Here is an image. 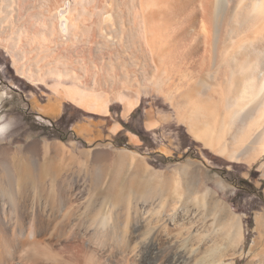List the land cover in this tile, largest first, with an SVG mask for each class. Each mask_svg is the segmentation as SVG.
Wrapping results in <instances>:
<instances>
[{
    "label": "bare ground",
    "instance_id": "1",
    "mask_svg": "<svg viewBox=\"0 0 264 264\" xmlns=\"http://www.w3.org/2000/svg\"><path fill=\"white\" fill-rule=\"evenodd\" d=\"M65 1L41 0V11V5L45 7L43 13L32 14L35 9L32 10L30 0H0V20L42 18L41 20L38 18L42 21L38 29L33 27L38 24L37 22L33 25L28 23L27 26L24 24L26 22L18 26L11 25L10 36L6 35L5 41L1 36L4 31L0 30V47L13 56L20 76L34 83L44 80L37 77L39 74L24 69V66L19 64V55L22 57L27 49H31V52L35 50L40 54L51 51L52 58L48 60V64L55 66L61 64L65 68L49 69L48 73L51 76L55 75L54 78L59 80L57 82H61V85L63 82L61 80L71 78L76 85L75 88L73 87L75 90L78 86L79 92L80 89L87 91L88 88L83 85L85 83L82 84L80 81L81 77L76 76L73 69V72L67 70L69 63L73 62L72 57L69 56L70 62L65 55V52L68 53L72 49H81L85 52L93 48L90 44L93 42L92 39L87 42L81 40L83 36L79 35L86 36L89 33V31L88 33L83 31L85 34L81 33L82 29L80 30L78 25L80 16H85L80 14L79 7L86 6V3L85 0H73L75 6L71 7L69 15H66L67 6L61 10L62 30H60L58 11ZM110 1L111 10L107 0H97L96 3H93L94 0L91 1L93 5L95 4L93 16L95 18L97 16V20L94 18L96 21H93L89 28L87 25L90 23L86 25L83 22L85 29L92 31L93 28L94 34L98 35H92L91 32L94 36H90L91 38L94 40L97 39L96 37L105 38V41L101 40V42H97V39L95 47L101 50L115 48L116 43L115 41L112 43L109 36L117 39L120 33L118 28L121 27V34H127L128 47L130 49L134 47L136 53L142 51V57L144 54L147 56L144 62L148 61L149 67L152 68L151 76L148 73L146 77L132 74L135 82L132 83L137 87L146 82L155 86L161 85L167 101L181 111L184 117L189 118L188 124L195 139L213 153L236 163H258L264 157V0H124L125 10L128 9L126 11L131 13H128L130 16L127 19L128 23H122L126 18L119 22L122 20L119 18L124 13L121 12L122 10L119 11L121 0ZM129 1L132 4V11L131 8L129 9L131 6ZM91 5L86 6L87 9L91 10ZM86 7L81 8L87 13L81 11L91 17L92 10L89 13ZM106 14L112 16L110 23L103 22ZM47 16L48 19L50 18L49 21L46 19ZM14 34L16 37H13ZM50 35H54L56 39L50 42L48 39ZM8 37L13 40L15 38L16 43L25 37L33 45L28 42L25 46H20V43L17 45L11 42L12 46ZM109 59L113 61L111 57ZM117 59L119 58L116 57ZM78 62L82 63L83 58H78ZM141 63L139 66L142 68L144 63L142 65ZM135 66L139 67L138 64ZM139 70L143 72L142 69ZM94 80L92 81L94 88L101 86ZM92 88L88 91L94 90ZM107 88L110 91L109 86ZM138 88L140 89V86ZM74 89L72 93L78 96V91ZM106 91L104 94L107 93ZM111 91L109 95H104L107 98L101 97L104 99L103 101L101 99L104 104L97 99L100 96L96 91L97 94L89 93L91 96L94 95L89 96L93 99L91 100L93 108L89 107L91 103L85 102L89 99L88 95L83 98L84 95L81 94L82 97H79L80 101H78L82 102L78 105H83L84 107H81L92 113L108 115L109 105L120 102L125 107L124 116L132 113L139 106L141 91L133 92L131 95L124 94L117 88ZM96 96L97 98L94 99ZM73 97L72 100L75 101ZM69 98L71 99L70 95ZM119 127L115 126L112 130L116 132ZM151 128H157L156 123L152 124ZM221 128H226L225 131H228L226 133L233 134L231 141L225 138V131ZM218 129L224 133L221 135ZM7 131L6 127L0 126V134H5ZM59 148V144L45 145L43 152L47 157L49 156V173L56 175L40 180L34 179L35 177L23 179L16 176L12 163L15 156H18L17 151L3 152L5 149L0 151V170L6 178L0 183V198L4 199L3 203L0 202V264H197L201 252L199 237L203 235L202 230L211 231L210 237L212 235L214 237L215 224L222 225L217 238L220 239L219 243L230 248L233 257L244 251L239 216L217 192L210 186L204 185L202 181L190 185L189 192L192 191V195L182 188L181 193L177 191V195L172 200L159 188V184L152 183L155 178L157 180V171L153 174L152 168L149 166L151 169L149 170L146 166L150 177L145 185L148 189L140 192L139 189L137 190L136 182L143 162L138 165L137 154L124 149L120 152L122 160L118 162L119 159L114 157L117 161L113 165H116V174L120 176L127 156H131V165H135L136 169L134 173L131 172L132 176L129 179L133 187L131 186L128 191H119L110 199L111 196L97 194L98 185L89 190L84 179L75 178L71 181L67 178L63 179L62 174H59L64 173L65 168L75 167L70 166V163L67 164L68 161L63 164L57 162ZM23 154L25 161L38 166V158L41 156L38 147H31ZM67 154L70 155L67 156L68 160L73 161L74 155ZM106 157H98L96 161L94 160V164L80 162L81 172L88 173L91 168L92 174L95 173L99 180V175L102 174V169L107 163ZM261 164L264 177V163ZM160 190L162 193L159 195ZM84 191L88 192L87 202L84 199ZM186 195L190 197L185 198ZM63 209L67 210V214L63 215L65 217L58 225H55L56 223L53 225V221ZM75 215L77 217L79 215L77 221L72 219ZM210 222L212 223L209 224ZM206 233L208 235V232ZM224 263L222 258L216 262V264Z\"/></svg>",
    "mask_w": 264,
    "mask_h": 264
},
{
    "label": "rangeland",
    "instance_id": "2",
    "mask_svg": "<svg viewBox=\"0 0 264 264\" xmlns=\"http://www.w3.org/2000/svg\"><path fill=\"white\" fill-rule=\"evenodd\" d=\"M30 1L32 3V4L30 3L32 10L35 9L34 11H32V14L33 13L34 14L40 13V12L43 13V9L45 7H43V5H41L42 6V11H41V7H40V1L41 0L40 1L39 0L38 1L37 0H30ZM33 1L35 2V4ZM89 1L90 0H85V3H86L87 7H89V5L92 4L91 5L92 12H91V10H89L90 8L87 9V7L84 5L83 6L81 5V7H84V8L86 7L88 12L89 13L91 12L92 16L88 17L87 16L88 14H85V13H87V11L84 8H83L84 9L83 10L81 7H79L80 8V14H83L85 16H80V20L78 22V25L80 27V30L82 29L81 33H84V32L88 33L87 31H89V33L86 34V36L81 35V34H79V35L81 37L83 36L81 38V40H84V41L86 40L87 42H90L93 40L92 43L90 42V44L93 45V48H91L92 51H91V49H89L90 52L88 49L85 52H83L81 49H80L81 51L79 49L78 50L72 49L73 51L72 50L70 52L68 51V53L65 52L67 59L72 57V59L71 58L70 59L74 63V64L69 63V65L67 66V70L69 72H70V70H71V72L75 71L74 73L76 74V76L81 77V79H80L81 83L82 84L85 83L83 85L85 87H87L88 90H90V88L93 87L92 81L95 79L96 76H98V77H96L94 82L100 83L101 86H99L98 88L96 87L97 89L94 87L93 88H94V90L97 91L98 96H100V97L97 98V96H96V97H94V99L95 98L100 99L99 101L101 103H103L102 101L105 98H107L106 96L104 97V95L105 94L109 95L108 93L112 92L111 89H114V88H115V90H116V88L119 89V91L122 90V92L124 94L129 93L128 95L133 94V92H137V91L140 92L141 91L139 106L132 113L128 114L127 116H124L123 111H124L125 107L120 102H115L113 104H110L108 107L109 113H108L107 118H109V123H115L117 121L118 122L120 121L124 126V129L121 131L119 136L115 137L114 142L106 141V142H101L100 144H97L98 149L95 148L94 150L93 149L90 150V148L93 147L92 145H90V146L86 145L83 147L82 145L75 143V141L73 140V137L70 135V132L67 131V125L70 122L72 116L67 115V116L63 117L58 122V124H59L58 127L50 125L48 122H45L41 118H35V116H33L32 114H30L28 112V104L25 103L21 99V96H19L17 91H15L11 87L6 88L7 93L9 95V102L4 106V109L0 110V115L1 114H9L10 117H17L18 115H21V114L25 115L26 120L29 124L28 130L39 132L41 134V136H43V137L49 136L53 139L54 142H58V143H54V144L60 145V148L58 150L59 152H58L57 162L60 164H63V163L68 161L67 164L70 163V166L75 167L74 169L65 168L66 173L64 172V173L59 174V175L62 174L61 177L63 176L62 177L63 179L67 178L68 181L69 180L71 181V179H75V178H78L80 180L84 179V182H86L88 184L89 190L91 188H94L96 185H98L97 194L98 195L100 194V195L105 196V197L111 196L110 199L112 197H114L115 194L119 193V191H121V190L128 191L131 188V186L133 187V183L130 184L131 182L129 181L130 177L132 176L131 172H133V169H132L133 165H131V164L126 165V170L124 171V174L122 175V177L116 174V168H115L116 165L115 166L113 165L116 162L114 160L115 155L122 152L124 149L129 150V151L130 150L131 151L137 150L140 154H142L146 158V160L153 166V168H152L153 171L149 168V166L143 160H136L137 164L139 165L140 163L143 162L149 168V170H151V173L153 172V174L157 171V176H158L157 180L158 179L159 180L157 181L156 178H155V180H153L154 179V177H153L152 183L159 184L160 185L159 188H161L162 191L164 190L163 192L166 193V196L171 198L172 200L177 195V193H176L177 191H178V193L179 192L181 193L182 188L184 190H187L188 193L190 195H192V191L189 192V189H191L192 183L197 182V181H202L204 183V185L210 186L211 189H213L215 192H217V194L220 196V198L228 204V206L232 209V211L236 215L239 216L240 222H241V227H242V234H243L242 235L243 236L242 244L244 243L243 244L244 245V251L241 254L233 257L232 256L233 252L230 250V248H228L227 246H224L221 242L219 243L220 239L217 238V235L219 234L220 228L222 225L215 224L216 226H213L214 227L213 233L214 234L216 233L214 235V237H213V235L210 237L211 231H204V229L202 230L203 235L201 234V236L199 237L201 239V240L199 239L201 241V243H199V246H200L199 248H200L201 252H200V255L198 257L197 264H213V263L216 264V262H218L221 258H222V261H224L226 264H228V263L230 264L231 262H233L235 264H258V263L264 264V177H263V172L261 170V165H262L261 163H264V157L261 160H259L258 163H251V164L238 163V162L236 163V162L229 161L228 159H225V158L213 153L211 150H209L207 147H205L202 142L197 141L195 139L194 133L191 131L192 129L190 128V126L188 124L189 118H187V116L184 117V115L182 114L181 111H178L176 107L174 108L170 104V102L167 101V98H165V94L162 90L163 88L161 85L155 86L152 84H148V82H146V84L141 83L139 85L140 86V89H139L138 88L139 86L137 87L136 84H134L135 82L133 79V75L137 74V75H140L142 77L145 76L147 73H148V75H150V74H152L151 73L152 68H150L151 66L149 67L150 63L148 61H145L147 63L144 62V60H147V56L144 54L142 57V51L141 52L138 51V53H136L137 50L135 52L134 47L132 48V49H134L133 51H132V49H130L128 47V45L126 43V40H128L126 37L127 34H125V33L121 34L122 33L121 27L118 28V31L120 33L118 32L119 34H118L117 39L116 38L112 39V36H109V39L111 40V42L115 41V43H116L114 45L115 48H113V49L109 48L108 50L107 49L101 50V48L95 47V45H96L95 41H97V39H98L97 42H101V40H104L105 38L96 37L97 39L94 40V38L90 37L92 35H95L94 29L92 28V31H91V30H87V29H85V27H83L84 23L86 25L90 23L89 25H87L89 28L91 23H94L97 20L96 19L97 16H96V18H95V16H93V14H94L93 13L94 12L93 7L95 6V4L93 5V3H96L97 0H94V2H93V0H91L93 3L91 1H90L91 2L90 3ZM121 1H124V0H121ZM121 1H119V4L121 3L119 11L122 10L121 12H124V13H122L123 17L121 16L119 18V20L122 19L119 22H122L126 18V20L124 22H122V23H126L128 21L127 19H129L130 16L128 15L129 12L126 11L128 9L125 10L126 6L124 3L126 1H124V2H121ZM87 2H89L90 4ZM74 3L75 2L73 0H71V1L66 0L61 5V7L58 11V17L60 20L59 21L60 30H62L61 19H60L61 10H63L67 6L68 12L66 15H69L70 10L72 9L71 7L75 6ZM85 3L83 2V4H85ZM107 4L109 7V10H111V1L107 0ZM130 4H131V2H130ZM122 5L125 7H123ZM129 5H128V7H129ZM38 7H39V9H38ZM129 9L132 11V4L129 7ZM36 10H38V12H36ZM81 10L86 11V12L84 13ZM129 14H131V13H129ZM86 16L88 17V20H89V18L92 20L88 21ZM124 16H126V17H124ZM38 18L40 20L42 19L40 17H34L31 19L29 17H24V20H22V18L21 19L17 18L18 20L13 19L14 22L12 19H8V20L6 19L7 21L6 20H0V30L4 31V33L2 32V35H1L2 38L5 41V36L6 35L10 36V32H11L10 30L14 24L18 26V24L20 25V24H23L24 22H26V23H24L25 25L28 23H29V25H33L36 22L38 24H39V22H41L39 25L37 23H36L37 25H33L34 28H37V29L40 28L39 26L42 25V21H39ZM94 18L96 20H94ZM46 19H47V21L50 20V18L48 19V16L46 17ZM90 21H92V22H90ZM111 21H112L111 14H106L103 17L104 23H110ZM4 22H6L7 24L5 25ZM3 23H4V25H2ZM80 24H82L81 25L82 27L80 26ZM2 27H5V28L2 29ZM6 30H7V32H6ZM91 32H92V35H91ZM95 36H98V35H95ZM13 37H16V34H14ZM92 37H94V36H92ZM83 38H85V39H83ZM87 38H89V39H87ZM99 38H101V39H99ZM9 39H8V41L10 42L11 45H12V43L17 42L15 40V38H14V40L12 38H9ZM21 39L22 40L19 39L20 41L18 43H16L17 45L20 43L21 44V45L19 44L20 46H22V45L25 46L29 42L28 38L26 39L25 37H23ZM48 39L51 42L52 40H55L56 38L54 35H52V36L50 35V37ZM133 39L135 40V37ZM117 40L120 42L118 43ZM121 41H122V43H121ZM50 42H49V44H50ZM29 44H32V43L29 42ZM52 44H54V43H52ZM122 44H125V45H122ZM119 46H120V48H119ZM15 51H17V49H15ZM19 51H21V50H19ZM30 52H31V49H27V52L25 54L23 53L21 55L22 57L25 55V57H23V58L20 57V55H19V59H20L19 64L21 63L20 65L24 66L23 68L26 69L27 71L31 70L32 73H35L37 75L39 74L37 77L42 78L44 81H37V83L41 82V84H43V86H42L43 90L50 92L55 97H57L59 99H64L66 101H71L72 96H74L73 98L75 99V101L72 100L71 102H73L74 105H77L80 107L83 105H81V104L78 105L79 103L82 102V101L79 102L80 101L79 97H82V95H84L83 98H85L88 95V98H89V96L90 97L94 96V95H92V96L89 95V93H91V94L96 93V91L93 92L94 90H91V91L87 90L88 91L87 92V91H83L81 89L79 92V90H77V88H79L78 86L75 90L74 88L76 85L71 78H66V80L65 79L61 80V81H63L62 85H61V82H57L59 80L54 78L55 75L51 76V74L48 73L49 69L59 68V70H61V68H65V67L61 64L60 65L58 64L59 65V66L57 65L58 67L55 66L54 64L53 65L48 64V60L52 58L51 51H50V53H49V51L48 52L46 51L45 53H41V54L35 50L34 51L32 50L31 53ZM132 52H133V55H132ZM14 55H16V54H14ZM80 55H81V57H80ZM37 56H38V58H37ZM82 56H84V57H82ZM145 56H146V59L144 58ZM110 57L113 61H111L109 59ZM116 57H118L119 59L116 60ZM78 58L79 59L83 58V62L82 63L78 62ZM102 58H103V60H101ZM135 58L138 61L141 58H144V59H141L138 62ZM70 59L68 61L71 62ZM108 59H109V61H108ZM102 62H104V63H102ZM109 62L111 64H109ZM115 62H117V64ZM140 62H142L141 65L144 63L143 64L144 66L142 68H141V66H139ZM136 63L139 66L138 68L142 69L143 72H141V70L136 68L137 67V66H135V65H137ZM122 64H125V65H122ZM51 65H52V67H51ZM84 65H86V66H84ZM108 65L109 66L112 65V66L109 67ZM0 66L3 67V72L0 73V79L6 78L9 80H13L16 84L19 83L18 79H19L20 73H18V71L16 70L15 59L13 58L12 55L10 56V53L7 52L2 47H0ZM112 67H113V69H112ZM102 68H103V70H102ZM72 69H73V71H72ZM127 70H128V72H126ZM43 72H44V74H43ZM74 73H71V74H74ZM85 73H87V74H85ZM140 73L141 74L144 73V75H141ZM95 74H96V76L94 77ZM116 74H118V75H116ZM148 75H146V76H148ZM39 76H41V77H39ZM103 78H105V79H103ZM25 79H27V78H25ZM118 80H119V82H118ZM122 82H123L124 87L122 86ZM132 82H134V83H132ZM113 83L116 87L113 85ZM144 84L147 86L145 87ZM108 86H109L110 91H108V88H107ZM142 86H143V88H142ZM71 88L74 89L75 91H78L77 92L78 96L74 95V93H72ZM69 89H71V91H69ZM103 89H104V91L107 90L106 91L107 93L104 94ZM64 93H65V95H64ZM71 93H72V96H71ZM39 94L42 95L43 97L46 96V95L42 94V92H40V91H39ZM69 95H70L71 99L69 98ZM111 95H112V93H111ZM101 97H104V99H102ZM86 99H84V100H86ZM89 99H87L88 101H85V102L91 103V105L89 107L93 108V105L91 102V100H93V99H90V101H89ZM101 99H102V101H101ZM81 100H82V98H81ZM64 104L67 105V107L72 105V104H69L68 102H65ZM69 112H70V114H72L75 112V110L71 109L69 107ZM181 115H183V116H181ZM121 116L123 117V119ZM183 117H184V119H183ZM185 118H186V120H185ZM187 119H188V121H187ZM125 122H127V124ZM155 123H156L157 128H155V129L151 128V125L155 124ZM221 129L223 131H225L226 128H224V129L221 128ZM221 129H218V131H221ZM14 131H18V129L15 128ZM128 131L133 132V134L137 135V138L139 139V143H140L139 147L136 148L133 145L127 144L126 134ZM226 132H228V131H225V134L227 135V136L225 135V138L228 141H231L233 134L230 132L229 133H226ZM223 133L224 132H222V131L220 132L221 135ZM55 140H57V141H55ZM62 147H64V148H62ZM107 148H111V149L113 148L114 150H121V149L122 150L119 152L115 151L114 153H112V152L109 153L106 150ZM63 149H65V150H63ZM73 150H79V151L83 150V151L79 152L76 155L73 152ZM98 151H99V153H98ZM67 153H69V154L72 153L71 155H74L73 161L71 160V162H70L69 161L70 159L68 160L67 156L69 157L70 155H68ZM96 153H97V155H96ZM44 155H45V153H44ZM100 155L103 157L107 156L106 157L107 163L104 166V168L102 169L103 170L102 174L99 175V180H100L99 181L97 179L98 176L95 175V173L92 174L93 172L91 171L90 167H89L90 171H88V173H85V172H81L82 167L80 165L83 162H87V163L91 164L94 162V160L96 161L98 157H101ZM75 158H76V161H75ZM84 158H86V159H84ZM48 159H49V156L47 157V161L42 160V163L47 166L46 172L47 171L48 172L46 173V175H44V176H42L36 180H40V179L48 177L50 175L53 176V174L49 173L50 162L48 161ZM139 161H141V162H139ZM73 162H75V164H78V165H75V164L72 165ZM110 162H111V164H110ZM31 165H33V164H31ZM33 166H35V165H33ZM70 170H72V171H70ZM189 172H191V173H189ZM78 175H80V176H78ZM138 178L139 179L136 182L137 190L139 189L138 191L145 192L146 191L145 189H148L147 186L145 188V185L147 184L146 183L147 180H149V178H150L149 174L145 178H143V177H138ZM97 182H98V184H97ZM108 186L110 187L109 189H108ZM187 187H189V188H187ZM89 190L87 189V191H89ZM87 191H84V199L86 200V201L84 200L85 202H87L89 200V197H87V195H88ZM162 191L160 190L159 195H160V193H162ZM190 195L189 196L186 195L185 198H189ZM0 202L3 203L4 199L2 200V198H0ZM66 211H67L66 209H63L61 211V213L53 221L54 222L53 225L55 223H56L55 225L59 224V222L65 217L63 215L67 214ZM203 218L204 217L202 216V219ZM259 218H261V219L257 220ZM56 219H58V220H56ZM72 219L77 221L79 219V215H78V217H77V215L73 216ZM200 221H203V220H200ZM211 223L212 222H210L209 224H211ZM206 232H208V235ZM215 240H217V241H215Z\"/></svg>",
    "mask_w": 264,
    "mask_h": 264
},
{
    "label": "crops",
    "instance_id": "3",
    "mask_svg": "<svg viewBox=\"0 0 264 264\" xmlns=\"http://www.w3.org/2000/svg\"><path fill=\"white\" fill-rule=\"evenodd\" d=\"M2 72H3V67L0 66V73ZM18 82L19 83L16 84L13 80H9L6 78L0 79V110L4 109V106L9 102V95L7 93L6 88L11 87L15 91H17L19 96H21V99L28 104V112L33 116H35V118H41L45 122H48L50 125L58 127L59 125L58 122L63 117L67 115L72 116L70 122L67 125V131L70 132V135L73 137L75 143L80 144L83 147L86 145L88 146L92 145L93 147L90 149L93 150L95 148L98 149L97 144H100L101 142H106V141L114 142L115 137H118L121 131L124 129V126L120 121L119 122L117 121L115 123H109V118H107L108 115L92 113L84 109L83 107L74 105V103L71 101H66L64 99H59L55 97L50 92L43 90L42 89L43 84L41 83L39 84L34 83L25 78H22L20 75ZM39 91L46 96L43 97L42 95H40ZM65 102H68L69 104L72 105L67 107V105L64 104ZM69 107L71 109H74L75 112L70 114ZM125 123L127 124V122ZM0 126L6 127V129L8 130L7 133L0 134V151H3L4 149L5 150L3 152H5L6 150L17 151L16 155L18 156H15L14 158L15 160L12 163V167L15 170L16 176H20L23 179L27 177H31V178L35 177L34 179H38L44 176L47 173L46 172L47 166L42 163V160L47 161V157H46L47 154L44 155L43 152L45 149V145H52L58 142H54L53 139L49 136L43 137L39 132L28 130L29 124L26 120L25 115L22 114L18 115L17 117H10L9 114H1ZM115 126L117 127L120 126L116 132L112 130L114 129ZM15 128L18 129V131H14ZM126 140L128 145H133L136 148L140 146L139 139L137 138V135L133 134V132L130 131L127 132ZM135 140L136 142H134ZM41 146H43V148ZM31 147L33 148L38 147L39 155L41 154V156H39L38 158L39 159L38 166H33L29 162L25 161L26 158L23 153H25V151ZM106 150L109 153L110 152L114 153L115 151L119 152L122 149L114 150L113 148L112 149L107 148ZM81 151L83 150L80 151L73 150L75 154H78ZM132 152L133 154L134 153L137 154L136 160H143L148 166L153 168V166L146 160V158L142 154H140L137 150L135 151L133 150ZM118 155L119 156L117 157L116 154L115 157L116 159H119L118 160L119 162L120 160H122V157L120 156L121 153H118ZM131 160H132L131 156L130 155L127 156L126 163L123 166L125 169H126L125 165L131 164ZM134 166L135 165H133V173L136 170ZM142 166L143 168L138 173V176L145 178L148 176V172L146 169V165L144 163L142 164ZM124 168H122L123 170H121L120 173L121 177L124 174V170H125ZM3 175L4 174L0 170V183L4 182L6 179L5 176L3 177Z\"/></svg>",
    "mask_w": 264,
    "mask_h": 264
}]
</instances>
